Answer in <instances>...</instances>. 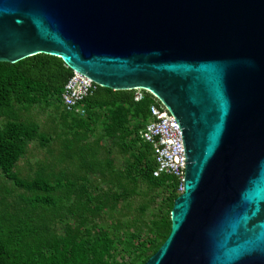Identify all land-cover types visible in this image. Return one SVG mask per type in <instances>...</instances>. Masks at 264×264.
I'll return each mask as SVG.
<instances>
[{
    "label": "water",
    "instance_id": "water-1",
    "mask_svg": "<svg viewBox=\"0 0 264 264\" xmlns=\"http://www.w3.org/2000/svg\"><path fill=\"white\" fill-rule=\"evenodd\" d=\"M38 54L174 117L183 192L144 264H264V0H0V63Z\"/></svg>",
    "mask_w": 264,
    "mask_h": 264
},
{
    "label": "trees",
    "instance_id": "trees-1",
    "mask_svg": "<svg viewBox=\"0 0 264 264\" xmlns=\"http://www.w3.org/2000/svg\"><path fill=\"white\" fill-rule=\"evenodd\" d=\"M72 74L44 54L0 63V264H144L169 235L178 183L153 177V150L140 134L152 95L136 103L134 91L97 86L79 116L61 100ZM36 107L58 113L68 138L55 159L61 169L37 164L26 178L17 167L28 147L52 141L29 117Z\"/></svg>",
    "mask_w": 264,
    "mask_h": 264
},
{
    "label": "built area",
    "instance_id": "built-area-1",
    "mask_svg": "<svg viewBox=\"0 0 264 264\" xmlns=\"http://www.w3.org/2000/svg\"><path fill=\"white\" fill-rule=\"evenodd\" d=\"M97 88L89 78L73 72L61 94L63 107L67 112L84 116L85 110L79 107ZM134 102H140L147 91L136 89ZM150 94V93H149ZM153 97L150 106V121L140 133L144 142L153 150L156 168L153 177H172L177 183V192H183L184 150L181 132L169 110L157 98Z\"/></svg>",
    "mask_w": 264,
    "mask_h": 264
},
{
    "label": "rangeland",
    "instance_id": "rangeland-1",
    "mask_svg": "<svg viewBox=\"0 0 264 264\" xmlns=\"http://www.w3.org/2000/svg\"><path fill=\"white\" fill-rule=\"evenodd\" d=\"M29 117L39 124L40 129L43 131V133L48 134V136L52 138V141L46 148H39V146L31 144L28 147L27 154L24 156L21 162L18 163L17 171L19 172L21 177L27 178L33 176V173L38 169L37 167L39 165L42 164L50 166L52 164H55L54 170H56L57 172V170L61 169V167L64 165L56 164L55 159L59 158L61 146L66 142V138H68L63 135L64 131L59 126L57 118L58 113H55L52 109L43 110L36 107L30 111ZM97 136L90 137L88 142L95 141ZM101 146L106 148L108 146L107 142H102ZM100 156L104 157L105 153L101 152ZM112 156H114L115 160L113 164L115 165V167H119L122 162L119 153L114 152ZM69 168L73 169V167L70 166ZM137 201L138 200L136 199L135 203H137Z\"/></svg>",
    "mask_w": 264,
    "mask_h": 264
}]
</instances>
